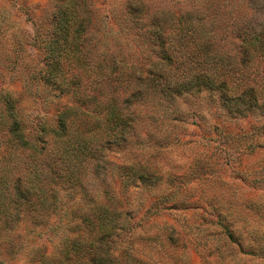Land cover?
Wrapping results in <instances>:
<instances>
[{
    "label": "rangeland",
    "instance_id": "rangeland-1",
    "mask_svg": "<svg viewBox=\"0 0 264 264\" xmlns=\"http://www.w3.org/2000/svg\"><path fill=\"white\" fill-rule=\"evenodd\" d=\"M82 1L92 18L86 53L132 67L157 56L144 25L160 10L197 12L221 47L238 40L239 26L264 27V0ZM61 3L0 0V94L14 100L31 141L64 108L82 106L43 76ZM129 106L123 139L105 145L99 161L73 167L69 183L50 181L47 222L25 215L0 229V264H86L107 250L112 264H264V112L233 114L209 89ZM94 213L109 233L89 254L72 240H87L82 219Z\"/></svg>",
    "mask_w": 264,
    "mask_h": 264
},
{
    "label": "trees",
    "instance_id": "trees-1",
    "mask_svg": "<svg viewBox=\"0 0 264 264\" xmlns=\"http://www.w3.org/2000/svg\"><path fill=\"white\" fill-rule=\"evenodd\" d=\"M91 21L85 1L62 0L47 40L43 74L46 82L72 91L82 106L64 108L58 124L42 126L36 141H31L14 100L8 93L0 94V130L4 131L0 135V229L25 215L38 224L47 222L54 201L50 181L61 178L69 183L73 167L99 161L105 145L123 139L133 101L209 89L220 92L233 114L264 112V68L255 67L264 59V27L239 26L238 40L221 47L197 12L160 10L144 25L157 56L142 68L126 66L113 56L92 60L85 51ZM72 112L77 116L71 117ZM95 214L82 219L91 227L87 240L80 236L72 240L89 254H96L109 233L105 216ZM109 255L107 250L104 257L94 261L89 256L84 262L112 264L106 259Z\"/></svg>",
    "mask_w": 264,
    "mask_h": 264
}]
</instances>
